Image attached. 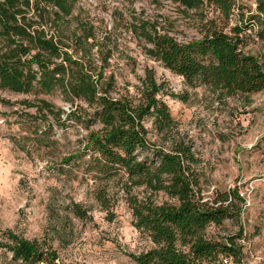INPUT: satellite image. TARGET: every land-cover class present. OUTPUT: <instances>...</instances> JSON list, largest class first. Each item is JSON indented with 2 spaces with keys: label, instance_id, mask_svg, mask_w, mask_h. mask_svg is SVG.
Returning <instances> with one entry per match:
<instances>
[{
  "label": "trees",
  "instance_id": "16d2710c",
  "mask_svg": "<svg viewBox=\"0 0 264 264\" xmlns=\"http://www.w3.org/2000/svg\"><path fill=\"white\" fill-rule=\"evenodd\" d=\"M80 0H0V88L16 94L58 96L71 106L69 118L89 134L84 151L90 165L108 177L125 175L133 185L145 186L154 197L131 198L135 228L146 234L152 247L134 255L137 264H211L220 255L242 261L240 234L215 236L212 225L240 220L244 199L237 189L206 197L196 166L199 159L184 138L171 133L175 120L162 99L163 85L153 69L145 68L138 83L119 85L114 68L117 37L106 32L97 37L92 22L76 13ZM189 10L208 5L215 16L201 22L200 38L180 41L158 20L116 17L124 29L143 44L144 53L191 86L205 85L227 95H250L264 90V66L243 49L241 33L258 26L264 43V0H255L256 15L247 27L229 28L235 0H172ZM135 64L136 59H129ZM174 96L173 93H166ZM39 112L55 121L66 114L53 101L38 98ZM153 119L168 147L149 135L146 122ZM98 129H92L93 126ZM164 144V145H165ZM102 194V195H101ZM105 195L99 199L106 205ZM0 233V240L5 239ZM0 246L23 264H64L56 253L36 243L18 240Z\"/></svg>",
  "mask_w": 264,
  "mask_h": 264
},
{
  "label": "rangeland",
  "instance_id": "374dc122",
  "mask_svg": "<svg viewBox=\"0 0 264 264\" xmlns=\"http://www.w3.org/2000/svg\"><path fill=\"white\" fill-rule=\"evenodd\" d=\"M76 13L92 22L98 38L106 32L117 37L118 50L112 59H117L114 68L121 74V87L125 82L138 83L145 68L153 69L176 123L171 136L184 138L198 156L204 195L237 189L244 199L240 220L212 225L208 233L242 235L239 264H264V90L230 96L205 85L191 86L149 58L140 40L115 22L116 17L158 20L185 42L200 38L201 22L215 16L214 8L205 5L186 12L172 0H80ZM254 15L255 0H235L228 30L247 27ZM258 29L247 27L240 37L243 51L258 57L264 66ZM129 59H136V65L128 64ZM38 98L63 108L66 114L61 121L28 106L39 105ZM70 109L58 96L37 97L0 88V233L6 235L0 241L13 246L14 240L7 237L13 233L20 241L56 253L64 264H137L134 255L153 244L135 228L129 200L154 197L161 203L167 197L133 185L125 175L108 177L92 168L90 152L84 151L89 131L67 117ZM146 125L149 136L168 147L165 143L170 140L158 134L152 118ZM0 264L23 263L0 246ZM211 264L236 263L220 255Z\"/></svg>",
  "mask_w": 264,
  "mask_h": 264
}]
</instances>
